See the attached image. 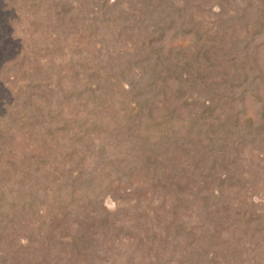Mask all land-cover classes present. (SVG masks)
I'll return each instance as SVG.
<instances>
[{
	"label": "rangeland",
	"instance_id": "rangeland-1",
	"mask_svg": "<svg viewBox=\"0 0 264 264\" xmlns=\"http://www.w3.org/2000/svg\"><path fill=\"white\" fill-rule=\"evenodd\" d=\"M0 264H264V0H0Z\"/></svg>",
	"mask_w": 264,
	"mask_h": 264
}]
</instances>
